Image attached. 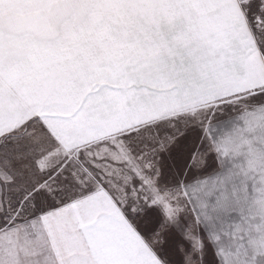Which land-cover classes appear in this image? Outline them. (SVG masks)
<instances>
[{"label":"snow or ice","instance_id":"obj_1","mask_svg":"<svg viewBox=\"0 0 264 264\" xmlns=\"http://www.w3.org/2000/svg\"><path fill=\"white\" fill-rule=\"evenodd\" d=\"M0 264H264V0H0Z\"/></svg>","mask_w":264,"mask_h":264}]
</instances>
